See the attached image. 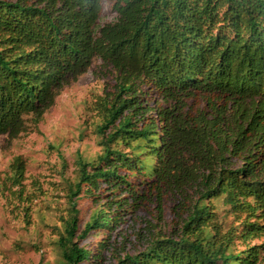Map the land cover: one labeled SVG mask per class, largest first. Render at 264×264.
Masks as SVG:
<instances>
[{"label": "trees", "instance_id": "trees-1", "mask_svg": "<svg viewBox=\"0 0 264 264\" xmlns=\"http://www.w3.org/2000/svg\"><path fill=\"white\" fill-rule=\"evenodd\" d=\"M109 1L104 21L102 0H0V134L37 124L95 57L113 70L61 264H264V0ZM24 168L16 156L18 196ZM168 193L177 229L131 251L123 225ZM80 200L94 206L82 223Z\"/></svg>", "mask_w": 264, "mask_h": 264}, {"label": "rangeland", "instance_id": "rangeland-1", "mask_svg": "<svg viewBox=\"0 0 264 264\" xmlns=\"http://www.w3.org/2000/svg\"><path fill=\"white\" fill-rule=\"evenodd\" d=\"M109 4L102 0L104 21L114 17ZM113 81V70L95 57L83 73L60 89L37 124L29 117L26 130L17 136L0 134V264L62 263L58 239L71 209L69 187L77 175V158L94 159L101 151L95 101ZM16 156L25 166L21 196L9 180ZM79 204L82 223L94 206L85 200ZM217 209L223 213L221 201ZM179 211L175 193L166 194L159 204L144 201L123 225L129 249H141L150 230L172 232Z\"/></svg>", "mask_w": 264, "mask_h": 264}]
</instances>
